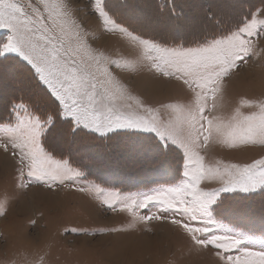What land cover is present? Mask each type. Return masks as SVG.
<instances>
[{
  "label": "snow or ice",
  "instance_id": "6c2138e0",
  "mask_svg": "<svg viewBox=\"0 0 264 264\" xmlns=\"http://www.w3.org/2000/svg\"><path fill=\"white\" fill-rule=\"evenodd\" d=\"M94 15L106 32H119L132 46L131 59H114L95 50L83 39L82 26L74 18L68 0H0V29H7L6 42L0 43V57L16 53L34 69L49 111L41 112L39 103H26L22 98L11 104L10 120L0 124V151L13 162L18 181L16 187L28 190L38 183L52 190L66 185L81 173L56 160L41 146V137L69 123L68 134L135 136L153 143L148 151L167 157L173 147L184 153L186 178L181 184L161 189L141 198L120 200L105 194L99 186L78 188L79 192L95 191L97 199L112 211L135 215V208L156 203L168 215L137 217L140 221H167L190 241V251H209L216 264H264V247L254 249L248 237L223 232L213 213L224 194L264 191V155L250 163H206L200 150L207 149L213 134L228 148L241 145H264V100L240 97L231 116L221 120L206 112L215 109L225 93V81L238 74L242 65L259 57L257 43L264 39V8H258L239 20L233 28L206 38L196 47H162L152 39L141 38L121 26L107 10L105 0H88ZM30 10V11H29ZM175 5L168 10L176 18ZM216 16L205 17L215 26ZM255 38V39H254ZM148 62V71L165 80H175L188 92L187 104L161 103L152 107L140 96L133 95L126 84L113 74V68L137 70ZM211 101V107L209 106ZM253 108L245 114L242 109ZM175 114V116H173ZM165 115L168 116L165 119ZM141 133L154 136L140 137ZM216 181L218 187L205 189L203 181ZM4 213L0 211V216ZM35 224V221H31ZM101 231L120 232L119 228ZM151 231V229H148ZM64 232H87L76 227Z\"/></svg>",
  "mask_w": 264,
  "mask_h": 264
},
{
  "label": "rangeland",
  "instance_id": "374dc122",
  "mask_svg": "<svg viewBox=\"0 0 264 264\" xmlns=\"http://www.w3.org/2000/svg\"><path fill=\"white\" fill-rule=\"evenodd\" d=\"M260 1L172 0L171 6L175 5L178 14L176 18H169L167 5L162 8L163 11L157 9L154 0H129L124 4L105 0V3L117 23L141 38L152 39L148 37L153 36L165 44L152 40L169 48L180 46L168 45L170 39L175 42L181 39L182 44L186 45L180 47L189 48L198 46V43H189L195 35L202 36L223 25L222 17H226L225 20L236 18L238 12ZM17 2L27 4L28 0ZM68 3L74 18L82 26L83 39L93 49L120 59L122 64L123 58H132L133 48L128 38L118 31L106 32L101 20L93 14L88 0H68ZM259 8H264V2ZM213 13L216 16L215 26H209L205 23V17ZM9 34L7 29H0V43L6 42ZM257 51L260 52L259 57L242 65L238 74L225 81L223 99L218 100L215 109L206 112L210 118L217 116L226 121L240 97L264 100V39L257 43ZM8 55L16 56L29 65L16 53ZM16 65L11 60L0 63V116L5 114L10 117L11 104L21 98L32 104L40 101L39 110L46 113L48 106L40 100L43 95L40 96L30 76L19 66L16 70L12 68ZM147 65L148 62L143 61L136 65L135 71L113 68L112 72L133 95L140 96L152 107L176 101L187 104L189 94L179 82L156 76L148 71ZM29 67L32 69L31 65ZM32 71L35 74L34 69ZM254 110L242 109L245 114ZM7 123L9 121L0 124ZM69 126L68 123L58 124L57 130L41 137V146L54 159L66 160L68 167L81 173L67 181V186L57 184L48 190L34 182L28 190L19 189L16 187L18 181L14 162L0 151V211L4 213L0 216V264H216L209 251H190V241L166 220L144 223L137 218L168 215L160 205L150 203L146 208H135L133 215L119 211V203L116 205L117 211H112L97 199L94 190L77 191L81 187L94 189L99 186L105 194H114L123 200L128 197L141 198L145 194L175 187L186 179L183 176L185 160L182 149L172 146L173 152L161 158L148 151L153 143L150 140L135 136L117 137L113 133L71 137L68 134ZM154 135L141 133L140 137ZM200 152L205 156L206 163L213 166L217 160L225 164H243L264 155V145L228 148L219 142L214 133L207 149ZM218 186L216 181L206 180L201 184L205 189ZM260 190L258 187L255 192ZM41 194L56 196L58 201L56 204H45L37 199ZM252 194L239 191L224 194V199L218 204V213L230 218L232 223L220 219L215 212L213 219L221 231L246 236L249 245L259 250L264 247V236L249 231L258 219L264 221V194ZM31 221H35V224ZM66 227L86 229L87 232L65 233ZM108 228L122 231H101ZM126 243L129 244L127 250L135 254L122 256L119 250ZM130 258L134 259L133 262H129Z\"/></svg>",
  "mask_w": 264,
  "mask_h": 264
},
{
  "label": "trees",
  "instance_id": "16d2710c",
  "mask_svg": "<svg viewBox=\"0 0 264 264\" xmlns=\"http://www.w3.org/2000/svg\"><path fill=\"white\" fill-rule=\"evenodd\" d=\"M126 1H129V0H116V2H119L120 4H124ZM263 2H264V0H261L260 2H258L256 4H252V7H250V6L246 7V5H245L244 7H246V8L243 9L242 11L239 10L240 12H238L236 14V15H238V17H236V18H233L232 17V18H229V19L225 20L226 17H222L223 18V21H224L223 22V25H219L217 28H214V31H211L210 33L207 32L206 34H204L202 36L195 35L194 39L191 40L189 43H192V44L198 43L199 44L202 41H204L206 38L210 39L214 35H217L218 36V35H220V34H222L224 32H227L230 28H233L239 20L244 19L245 17L250 18L249 14L251 12L255 11L256 9H258L259 6H261V4ZM171 4H172V0H156V1L154 0V5H156L157 9L162 10V11H163L162 8L165 5H167V8L168 9H170L172 7ZM146 37H148V36H146ZM148 38H152V39H154V40H156V41H158V42H160L162 44H165L164 42H162V40L160 41L159 39H155L153 36H150ZM180 40L181 39H179V41L176 40L177 42H175V41H172V39H170L169 43H167V41H166V43L168 45H174V44H180V46L186 45V44L183 45L182 44V41H180ZM1 59L2 60L0 61V63L3 62V61H9V60H11V61H14V62L17 63V65L15 66L16 69H18L20 67V69H22L24 72L28 70L30 72V74H27V75H29L30 76V79L34 82V84L36 86L37 92H39L41 94L40 96L43 95V92L41 91V89L43 88V86L39 84L38 79L36 78L34 72L29 67V65H27L25 62L21 61L18 57L12 56V55H8L6 57H1ZM42 106H44V105H42ZM44 107L46 108V106H44ZM47 111H49V108L47 109ZM9 119H10L9 115L6 116L4 114V115L0 116V123L1 122L5 123V122L9 121ZM68 124H70V122ZM78 136H83V134L78 135ZM71 137H73V136H71ZM262 194H264V191H261L260 190L258 192L253 193L251 196H255V195L262 196ZM215 215L218 216L222 220H225V221H227L229 223H232V221H231L230 218H228L227 216H223L220 213H218V207L216 208ZM243 228H246V226H243ZM249 232L250 233H253L254 235L264 236V221H261V219H258L256 221V225H254L252 227V230H250Z\"/></svg>",
  "mask_w": 264,
  "mask_h": 264
},
{
  "label": "bare ground",
  "instance_id": "6f19581e",
  "mask_svg": "<svg viewBox=\"0 0 264 264\" xmlns=\"http://www.w3.org/2000/svg\"><path fill=\"white\" fill-rule=\"evenodd\" d=\"M12 68L13 69H15L16 67H14V66H12ZM12 70V69H11ZM16 70V69H15ZM7 71V70H6ZM10 71V70H9ZM4 72V71H3ZM26 72V74H30V72L27 70V71H25ZM7 165V164H6ZM1 168V167H0ZM39 193V192H38ZM37 199L38 200H41V201H43L45 204H56L57 203V199H56V196H54V197H52V196H47L46 194H41V195H39V196H37ZM22 203H24L23 201H22ZM22 203H21V205H22ZM51 207H53V206H51ZM134 245V244H133ZM129 246V244L128 243H126V244H123L122 246H121V250H119V249H117V250H119V252L122 254V256H124V257H126L127 256V253L128 254H135V253H133V252H131L130 250H127L128 247ZM140 246V245H139ZM119 247V246H118ZM117 247V248H118ZM134 247V246H133ZM136 247H138V245L136 246ZM135 247V248H136ZM142 247V246H141ZM116 250V249H115ZM137 253V252H136ZM110 255V254H109ZM129 257V256H128ZM133 258H130V260H129V262H133Z\"/></svg>",
  "mask_w": 264,
  "mask_h": 264
}]
</instances>
